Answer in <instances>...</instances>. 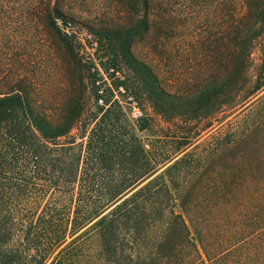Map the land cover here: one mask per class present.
I'll return each mask as SVG.
<instances>
[{
	"label": "trees",
	"instance_id": "1",
	"mask_svg": "<svg viewBox=\"0 0 264 264\" xmlns=\"http://www.w3.org/2000/svg\"><path fill=\"white\" fill-rule=\"evenodd\" d=\"M103 3L109 17L87 9ZM127 9L134 29L102 25L129 23ZM79 19L105 41L106 63L134 68V96L159 98L150 104L159 118L134 123L154 128L151 138L133 132L116 100L100 99L97 67L66 29ZM132 30L134 58L122 42ZM263 35L264 0H0V264H264V92L255 97L264 73L243 99L194 104L187 132L174 104L189 100L174 99L137 53L165 63L173 38L190 62L212 55L219 92ZM37 59L60 70L73 62L93 99H65L64 89L62 99H30L26 67ZM184 75L178 91L205 80Z\"/></svg>",
	"mask_w": 264,
	"mask_h": 264
},
{
	"label": "rangeland",
	"instance_id": "2",
	"mask_svg": "<svg viewBox=\"0 0 264 264\" xmlns=\"http://www.w3.org/2000/svg\"><path fill=\"white\" fill-rule=\"evenodd\" d=\"M82 6H76L75 9H80ZM86 8V7H85ZM87 9L91 11V13L97 11L98 14L103 13L105 17H109L111 15V8L109 5L103 3V7L95 8L94 4L90 5ZM213 8L206 9V13H210ZM237 13H244L245 10L243 7L238 6L236 9ZM128 17L130 19L129 23H126L127 20L125 18H118L115 22H107L102 24L103 26L108 23H116L118 22L120 25L126 26L128 29H134V14L130 10H128ZM227 13V11H224ZM119 17V16H117ZM60 27L63 25L60 22H57ZM91 24L95 25L96 22L91 21ZM66 29L68 31H72L75 35L74 40L78 41L83 49L84 56L82 62L84 65H89V62H94L97 67L98 74L95 75V78H98L96 84L99 85V93H101L100 99H109L110 101L116 100L121 108V112L126 120L131 124V128L133 132H136L141 137L151 138V134L157 133L154 128L151 130H143L141 132H137L134 128L135 119L141 116L143 113H147L149 115H154V111L151 108L153 99H159L155 97H147L144 96H134V68L131 66H126L124 62L121 60L116 62V66L118 68L112 67L106 61L105 56V41L101 39V42L97 44L95 42L96 38L93 34H91L88 30H86V26L82 20H77L75 23H67ZM168 44L170 47L168 48L166 62L164 63L159 56L151 54L146 51L143 46L139 47V52L137 53L146 61L150 63V65L156 69L155 71L158 74H161V79H163V86L170 93L178 96L174 99H185L189 100V102L185 103H175L174 105L181 109V119H184L181 127L187 132L191 129L190 120L192 121V110L191 107L194 104L206 103L208 102L210 105L214 104L218 100L225 101H236L243 99V97L252 89L253 79L258 77L264 73V35L257 39L254 43V46L251 49V53L249 55V60L246 62V66L244 71L239 75L237 82H227L222 85L218 89L213 88L212 85V75L214 71L213 56H207V58L202 59L198 63L190 62L189 58L192 57V50L187 46H182V51L176 52L175 40L173 38H169ZM124 45H126L131 55L134 58V30L130 32L129 36H124L122 39ZM187 42V38H184V43ZM199 48L197 47L194 50L195 54H198ZM100 55H102L101 58ZM100 59V60H99ZM105 61L107 65L106 70H103L98 62ZM262 62V63H261ZM67 64V65H66ZM65 66L62 67V70L58 68L49 67L43 60H36V63H31L26 67L27 69V78L31 82V85L27 84V89L30 91L29 97L30 99H37L38 101L50 100L52 99H62L63 95L61 91L64 89L66 91L65 99H93V94L91 91V86L88 81L84 80L83 89L79 85L78 77H77V69L76 65L73 62L66 63ZM65 67H67V75H63V79H59V75L65 71ZM159 67V69L157 68ZM80 67H78L79 70ZM193 70L195 74L197 73H205L204 81L198 80L196 82H201L194 84L192 88L187 90H179L178 87L181 86L185 81L186 75L184 73L188 70ZM162 70L164 72H162ZM60 71V72H59ZM80 71V70H79ZM90 72L94 74V70L90 68ZM181 72V74H180ZM83 75H86V72H83ZM179 74L181 77V81L176 80V75ZM58 75V76H57ZM167 79V80H165ZM186 84H184L185 86ZM186 87V86H185ZM216 87V85H215ZM264 92V85L262 90L255 96H259ZM65 97V94H64ZM254 97V98H255ZM253 98V99H254ZM173 99V98H171ZM151 102V103H150ZM101 104V102H97ZM151 104V105H150ZM165 106H169V103H165ZM178 111V110H177ZM171 112L168 111L167 115ZM229 113L225 112L222 115H227ZM206 115H208L209 119H213L215 115L221 116L217 114L216 111H211L210 108H207ZM231 116V115H230ZM229 116V117H230ZM158 116H156L157 118ZM228 117V118H229ZM159 118V117H158ZM215 124V121H212V125ZM170 130H175L174 126L170 125ZM215 128V127H214ZM214 128L210 129L213 130ZM205 132L204 130L202 133ZM209 131L206 133L208 134ZM204 134L202 137L206 136ZM189 177V176H187Z\"/></svg>",
	"mask_w": 264,
	"mask_h": 264
}]
</instances>
